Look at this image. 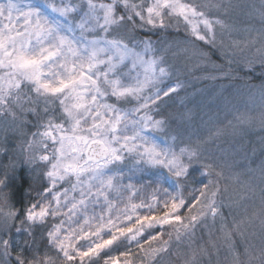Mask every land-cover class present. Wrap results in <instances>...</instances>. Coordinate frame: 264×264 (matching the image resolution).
Masks as SVG:
<instances>
[{"label": "snow or ice", "instance_id": "1", "mask_svg": "<svg viewBox=\"0 0 264 264\" xmlns=\"http://www.w3.org/2000/svg\"><path fill=\"white\" fill-rule=\"evenodd\" d=\"M230 7L223 0H0V119L5 132L27 137L20 162L47 181L35 199L17 208L6 191L14 177L0 176L5 264H90L121 241L135 242L143 258L154 261L169 251L173 234L177 243L187 241L185 264H200L218 255L220 245L211 230L208 241L197 237V228H207L209 218L215 228L217 217L232 264H244L241 256L247 264H264V247L259 256L251 246L237 250L239 225H229L222 211L226 162L169 135V121L157 118L183 85L171 82V67L152 40L137 34L182 24L187 42L216 49L218 28L236 31L220 18ZM256 15L261 27L244 29L255 33L245 44L255 53L247 66L259 67L264 76V5ZM230 47L244 51L236 41ZM197 51L208 63V54ZM220 51L233 63L222 37ZM259 96L264 101V84ZM250 119L237 117L241 123ZM29 125L35 130L27 131ZM11 168L15 172V161ZM197 174L206 182L186 198L187 181ZM145 177L163 198L154 193L148 201L139 199L142 189L133 180ZM245 189L255 195L251 185ZM260 199L264 205V187ZM44 225L41 250L34 229ZM165 226L169 240L159 246L151 245L163 231L142 239ZM13 230L22 241L13 242ZM135 256L128 249L107 256L104 264H135Z\"/></svg>", "mask_w": 264, "mask_h": 264}, {"label": "trees", "instance_id": "2", "mask_svg": "<svg viewBox=\"0 0 264 264\" xmlns=\"http://www.w3.org/2000/svg\"><path fill=\"white\" fill-rule=\"evenodd\" d=\"M75 2V0H73ZM225 4H230L231 7L228 10L230 14L228 16H223L220 14L222 19L229 26H233L236 31L221 30L222 35H225V40L228 42V46L232 54L238 56L242 53L240 49L230 47L232 45L228 39L233 40L231 37L241 38V34L244 32L248 36V32L244 31L247 27H254L259 29L261 25L257 24L258 15L257 11L264 5V0H223ZM244 6V7H242ZM257 9V10H256ZM235 13H241L234 16ZM227 31V33H226ZM225 33V34H224ZM141 38H150L153 42L155 48L160 49L166 60L173 62L174 58L177 57L179 52L185 48H199L203 49L209 56L210 64L205 65L204 69L209 73H216L223 76V81H229L230 84L234 85L239 82H247L252 80V84L257 81V74H261V69L255 67L254 70L249 71L248 66L243 64L245 59H249L250 56L242 58H234L232 55L230 58L233 63L230 65L226 62V59L221 58L220 51V41L217 38V48L210 49L205 45L196 44L193 46L192 43L186 41L185 30L183 25L175 27L174 25L168 27L165 30L159 28L146 30L144 32L137 33ZM255 36V33L251 34V37ZM228 36V37H227ZM228 38V39H227ZM240 44V43H239ZM241 45V44H240ZM242 47V45H241ZM243 48V47H242ZM251 50V48H250ZM191 55V51L188 53H181L180 56ZM242 57V56H241ZM195 58H192L194 62ZM248 60H246L247 63ZM245 68V71L243 69ZM253 72V73H252ZM247 76H244V75ZM197 84H190L187 89H180L177 94H173L171 99H167V103L163 105L160 109L159 115L164 117L169 121L168 134L176 135L184 143H191L200 147L205 156L211 157L216 160H223L232 169L246 170L248 167L247 163L259 164V168L264 164H260L264 155V121L257 124V116H252L251 111L249 114L241 112L242 104L240 105L237 95L231 92V89H211L210 86L206 89H194ZM212 87L217 85H211ZM241 92V90L239 91ZM255 95L254 89H248L246 95ZM257 109V108H256ZM255 109V111H256ZM237 111V112H236ZM247 115L250 117L248 122H237L234 121L233 116ZM236 117V118H237ZM231 122V123H230ZM222 129L221 134L216 135V130ZM257 149L259 150L257 153ZM249 154H251L249 156ZM224 166V167H225ZM247 166V167H246ZM238 167V168H236ZM254 167V166H252ZM227 168L225 167V170ZM253 170L255 169L252 168ZM27 167H22L17 170L18 175L11 181L10 188L7 191L10 202H13L17 208L26 206L28 201L33 198L35 194L43 191L47 184L46 179H42L40 176L36 175V179H33L27 171ZM219 170V169H217ZM228 171V170H226ZM259 173V169L256 170ZM257 183V175L254 177ZM260 179V178H259ZM262 180V179H261ZM200 181L206 182L204 177L199 174L196 175L195 179H189L187 181V188L184 191V196L189 198L192 194L194 188L200 187ZM37 182V184H36ZM257 185V184H256ZM220 187L222 189L221 195L218 200L223 201L222 211L227 217V222L232 225L233 222L237 221V218L241 215L251 217L249 222H246L245 226L248 225L249 231L241 232L236 231L234 237L237 245V250L243 252L245 247L251 246V248L257 251V256H259V249L264 247V220L257 217V213L261 210L264 213V205L261 201L257 199L260 197L258 192L264 187V182L259 184V189L257 186L253 187L255 189V195L246 192L245 195L238 194L236 187H231L228 185L225 179L220 180ZM227 191H223L224 188ZM248 201L247 203L244 201ZM246 203V204H244ZM256 203L260 205L257 207ZM51 221H49V225ZM208 227L197 228V237L203 236L204 241L209 239V230L216 237V242L220 245L219 254L227 253V248L224 246L223 239L217 232L220 226V219L218 217L216 221L215 228L212 227V221H207ZM257 224V226L255 225ZM49 225L38 226L34 229L37 241L40 243L41 250L44 248L45 240L42 239L45 234L42 230L46 229ZM152 234H156L157 230L151 231ZM165 233V232H164ZM13 234L15 231L13 230ZM148 234V233H147ZM147 234L142 239L147 238ZM164 240H169V236L163 237ZM13 242L22 241L20 234L18 236L13 235ZM149 245H145L148 247ZM130 249L134 254H136L135 259L138 261L149 262L147 259L143 258V254L139 253L135 242L128 244L125 241L119 242L114 245L112 249L105 250L100 254L99 257L94 258L90 264H104V260L109 255H118L119 252ZM175 253L173 252V250ZM187 251V241H182L177 243L175 241V236L173 235L170 244L169 251L161 255L160 261L156 259L153 264H165L167 259L171 257L172 253L174 256H186ZM218 254V255H219ZM164 255H168L164 258ZM247 262L246 258L241 256V260ZM181 259L176 258V262H180ZM259 259H257L258 261ZM205 262L204 260L200 263ZM260 262V260L258 261ZM151 263V264H152ZM89 264V262H86ZM182 264V263H181Z\"/></svg>", "mask_w": 264, "mask_h": 264}, {"label": "rangeland", "instance_id": "3", "mask_svg": "<svg viewBox=\"0 0 264 264\" xmlns=\"http://www.w3.org/2000/svg\"><path fill=\"white\" fill-rule=\"evenodd\" d=\"M244 7V6H242ZM257 10V9H256ZM231 11V10H228ZM227 11L226 15L223 16H228V14H230V12ZM241 14V13H235L234 16H237ZM222 15V14H221ZM220 18L222 19V17L220 16ZM257 19H259L257 21L258 25H261V20L259 18V16L257 17ZM172 25H174L175 27H178V25H176L175 23H173ZM171 25V26H172ZM225 31V30H223ZM222 31L219 32V29H217V38H219V41L221 43V37L223 39V46L224 48L229 51L230 53H233L230 51L229 46H228V42H226L225 40V35L221 34ZM227 33V31H226ZM225 34V33H224ZM249 34V33H248ZM228 37V36H227ZM254 36L251 35L248 36L246 33H242L241 34V38H236V37H231L233 40L228 39L229 42L233 43V41H236L238 43H240L242 45V47L244 48V51L236 56L235 54L232 56L234 58H242L244 59L245 57H249V59L251 57H253L255 55L254 50L251 49L250 47H245V44L247 41L251 40ZM257 40H259V38L257 37ZM257 47L260 46V43L258 42ZM157 49V48H156ZM187 48H183L181 52H179V54L177 55V57L174 58V61L169 62L168 60H166V63L171 67L172 70V81L173 83L179 81L180 83H182L183 87L181 89H187V87L190 84H197V86L194 89H206L210 86L211 89H231V92L234 93L235 95L238 96V98H240L241 100H239V104H242L241 107V112L243 111L244 113H250L251 111V115L257 116V124L261 123L262 121H264V119H262V112H264V101H261L260 96H259V86L261 84H264V76H262L261 74H257V81L254 82V84H252V80L247 81V82H239L235 83L234 85L230 84L229 81L224 82L223 76L222 75H218L216 73L212 74L209 72H206L204 67L205 65L210 64V60L208 63H205L200 56L199 51H197V47L195 48H191V49H187ZM191 51V55H184L183 57L180 56L181 53L185 52L188 53ZM157 54H162V52L160 51V49H157ZM242 56V57H241ZM195 58L194 62L192 61V58ZM249 59H245L244 63L245 65H247L246 60ZM231 67V65H230ZM243 71H245V68L243 69ZM247 71V70H246ZM245 71V72H246ZM253 73V72H252ZM244 76H247L246 74ZM211 77H216L215 79H212ZM211 85H217L212 87ZM248 89H254V92L256 93L255 95H246V93L248 92ZM241 90V92H239ZM257 108V109H256ZM256 109V111H255ZM237 112V111H236ZM235 114V113H234ZM237 114V113H236ZM236 114L233 116L234 121H237V116ZM160 115L157 117L159 118ZM29 119H32V117H29ZM6 127L5 121L3 119H0V176H2L5 172H8L9 175H12L13 177L17 176V170L22 168V167H27V171L26 173H28L27 175H29L30 177H32L33 179H36V175L39 177V175L37 173H33L31 172V170L29 169V167L27 165H24L20 162V157H21V150L23 147V143L25 141V139L27 138L26 136L16 132V131H12L9 130L7 132L4 131V128ZM35 129L29 125L27 128V131H34ZM170 135V134H169ZM7 148V152H4L2 149ZM258 149H257V153H258ZM251 154H249L250 156ZM263 159L261 160L260 164H264V155L262 157ZM15 161L16 162V169L15 172H13L12 168H11V164L12 162ZM230 164H227L225 167L227 168L226 171L225 167H224V173H225V177L227 179H225L228 183L229 186L231 187H236L235 189H237L238 194H242L245 195L246 194V189L245 186L251 185L252 187H256L257 189H259V184L264 182V174H262V170L259 168V164H252V163H247L248 167H251L249 169L246 170H240L239 169H235L230 166H228ZM254 166L255 169L253 170L252 167ZM247 167V166H246ZM238 168V167H236ZM257 168L259 169V173L256 171ZM43 171V169H39L38 172ZM258 176L259 178H257V183L255 180V176ZM262 179V180H261ZM133 183L136 185V187L138 189H142L139 193H138V197L139 199H144L146 201L151 199V196L156 193L158 196H160L161 198H163V193L161 192H156V185H149L148 184V178L145 177L142 180H133ZM37 184V182H36ZM257 184V185H256ZM166 187V185H165ZM258 195L260 196V192H258ZM37 197V194H35L33 196V198H31L30 201H32L33 199H35ZM139 199H137V202H139ZM258 201H261L260 197L257 199ZM10 201V200H9ZM28 201V203L30 202ZM244 202H248L247 200ZM11 205L17 207L15 204H13V202H10ZM244 203V204H246ZM260 204L256 203V206L258 207ZM257 217L260 218L261 220H264V213H261V210L258 211L257 213ZM218 219V217H217ZM251 220V217L249 216H245V215H241L237 218V221L235 223H237L239 225V230L240 233L241 232H245L246 230L249 231L248 225L245 226L246 222H249ZM51 221V220H50ZM208 221H211V219L209 218ZM52 223V221L50 222ZM233 225V223H232ZM257 226V224H255ZM46 229L42 230V232L44 231V234L46 233ZM163 231L165 232L163 237H165L166 235H168V233L171 231L170 228H168L167 226H165V228L162 230L159 227L153 228L148 230V232H146V234L151 233V231ZM233 230L235 231V229L233 228ZM238 230V231H239ZM147 234V235H148ZM14 237L18 236L17 233L13 234ZM12 235V237H13ZM37 235V234H36ZM174 235V234H173ZM162 237L161 240L159 241H154L152 243V247H156L159 246L160 244H162V242L164 241V238ZM126 242V241H125ZM88 242L87 241H80V244L82 245H86ZM134 242H132L133 244ZM149 247V246H148ZM147 248V247H146ZM173 252L175 253L174 249H172ZM172 253L171 257H169L167 259V263L165 264H185V258L186 256H174L175 254ZM257 255V251L255 252ZM161 255H163V253H161L159 256H157L156 259L160 260ZM168 255H164V258H167ZM176 258L177 259H181L182 260L180 262H176ZM156 259L153 261L151 259H147V261L149 262H142L138 261L137 259H135V264H151L152 262H155ZM202 264H232V257L231 255L227 252L225 254H219V255H213L211 259H209L207 256L203 257L200 261V263L202 261ZM152 261V262H150ZM160 261H163L160 260ZM244 262V264H247L246 261H244V259L242 260ZM259 261V260H258ZM257 259L253 260L251 262V264H260V262H258ZM86 262H88L86 260ZM0 264H5L4 259L2 256H0ZM153 264V263H152ZM158 264V263H155Z\"/></svg>", "mask_w": 264, "mask_h": 264}]
</instances>
